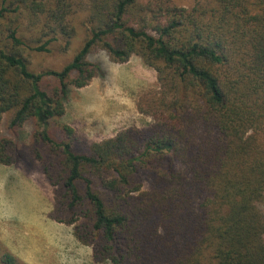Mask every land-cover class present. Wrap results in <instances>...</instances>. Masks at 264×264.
<instances>
[{"label":"trees","instance_id":"trees-1","mask_svg":"<svg viewBox=\"0 0 264 264\" xmlns=\"http://www.w3.org/2000/svg\"><path fill=\"white\" fill-rule=\"evenodd\" d=\"M80 17L71 59L32 69L25 51L67 50ZM97 50L141 56L159 86L138 100L149 124L85 150L61 118L102 73ZM27 127L50 216L95 261L264 264V0H0V164L18 162Z\"/></svg>","mask_w":264,"mask_h":264},{"label":"rangeland","instance_id":"rangeland-1","mask_svg":"<svg viewBox=\"0 0 264 264\" xmlns=\"http://www.w3.org/2000/svg\"><path fill=\"white\" fill-rule=\"evenodd\" d=\"M81 19L78 18L76 33L67 50L59 40L51 44L49 52L25 51L31 68L59 69L68 62L87 36ZM89 58L100 63L102 73L84 87L71 88L66 113L61 118L75 129L77 145L85 150L92 142L112 137L125 127L149 124L150 118L138 110V100L159 86L156 70L139 55L117 63L104 50H97ZM28 128L22 136L18 162L0 164V252L15 251L20 264H27L26 258L35 264H112L95 261L92 248L74 236L73 226L50 216L53 187L39 162L25 153ZM261 209L264 213V202ZM27 255L37 257L38 262Z\"/></svg>","mask_w":264,"mask_h":264},{"label":"crops","instance_id":"crops-1","mask_svg":"<svg viewBox=\"0 0 264 264\" xmlns=\"http://www.w3.org/2000/svg\"><path fill=\"white\" fill-rule=\"evenodd\" d=\"M11 250V249H10ZM15 255H17L16 254V252L15 251H13V250H11ZM44 255V254H43ZM28 256V255H27ZM56 256H58V254H56L55 255V257ZM28 257H30V258H34V259H36L35 261L36 262H38V260H37V257H33V256H28ZM19 258H21V257H19ZM51 258V257H50ZM22 259V258H21ZM26 262L25 263H27V264H35V262H33L31 259H29V258H26V259H24ZM22 261H23V259H22Z\"/></svg>","mask_w":264,"mask_h":264}]
</instances>
